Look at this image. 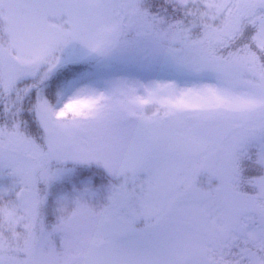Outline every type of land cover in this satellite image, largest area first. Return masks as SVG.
Listing matches in <instances>:
<instances>
[{
    "label": "snow or ice",
    "instance_id": "snow-or-ice-1",
    "mask_svg": "<svg viewBox=\"0 0 264 264\" xmlns=\"http://www.w3.org/2000/svg\"><path fill=\"white\" fill-rule=\"evenodd\" d=\"M0 264H264V0H0Z\"/></svg>",
    "mask_w": 264,
    "mask_h": 264
}]
</instances>
